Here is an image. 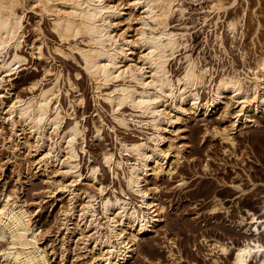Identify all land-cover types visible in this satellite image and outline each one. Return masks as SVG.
<instances>
[{"label":"bare ground","instance_id":"1","mask_svg":"<svg viewBox=\"0 0 264 264\" xmlns=\"http://www.w3.org/2000/svg\"><path fill=\"white\" fill-rule=\"evenodd\" d=\"M123 1L0 0V86L26 62L20 52L23 8L28 2L49 20L59 40L54 53L75 62L80 71L75 76L84 74L90 83L94 106L106 105L115 127L128 129L129 123L141 127L138 140H116L119 159L104 150L94 164L87 165L83 176L80 153H87V126L83 118L75 117V107L84 109L86 97L60 66L54 71L43 70V79L51 76L48 84L35 79L25 93H14L4 105L2 121L11 131L4 140L11 142L17 127L27 132L32 142L24 141V147L28 154L34 149V156H38L27 168L34 166L44 172L50 165L56 166L59 180L52 181L48 198L57 202L68 197V205L61 207L56 223L55 241L62 261L64 252H73L75 260L83 264H129L138 252L140 238L156 232L164 221V206L154 199L156 188L150 189V182L161 175L171 176L179 164L182 146L171 151L180 134L179 125L191 116L206 117L219 105L225 113L235 105L231 130L239 124L257 126L255 117L264 114V37H259L258 22L251 30V45L259 44L261 50L253 53L242 71L215 75L186 51L187 30L170 28L174 16L183 17L184 0H125L130 11L124 21L137 24L134 38L125 30L119 31L122 22L118 18L125 14ZM239 2L214 0L210 7L213 25L222 23L231 39L244 35L250 12L249 0H241L237 8ZM229 9H233L232 15ZM211 37L225 53L222 34L213 31ZM32 50L43 56L40 45H33ZM134 51L139 53L140 65L132 62ZM173 64L178 65L176 71ZM62 84L74 93L73 100ZM63 96L68 99L67 109L62 105ZM92 125L94 138L100 140V129L94 122ZM216 134L234 144L226 129ZM104 169L110 172L112 182L120 181L121 176L118 188L109 187V193L100 181ZM84 181L92 191L82 190L83 202L74 205L80 192L75 186ZM219 210L220 204L214 202L208 211ZM245 214L237 223L247 225L245 232H250V237L240 243L200 240L214 263L225 258L229 264H264V240L260 237L264 234V202L259 212L246 210ZM36 217L26 202L17 199L15 190L0 184L1 264H52L43 246L46 233ZM75 233L79 238L73 241Z\"/></svg>","mask_w":264,"mask_h":264},{"label":"rangeland","instance_id":"2","mask_svg":"<svg viewBox=\"0 0 264 264\" xmlns=\"http://www.w3.org/2000/svg\"><path fill=\"white\" fill-rule=\"evenodd\" d=\"M213 1L184 0L186 10L183 17L174 16L170 28L177 32L187 30L186 51L215 75L221 71H242L251 62L253 53L261 50V45H251L250 34L258 22L261 26L259 37H264V0H258L259 5H256V0H249L250 12L244 35L236 39H231L222 23L218 22L216 27L213 25L214 14L210 10ZM125 3L124 0L123 5ZM241 5L240 0L237 8ZM123 11L125 14L118 18L122 22L119 31L125 30L129 38H134L137 24L135 21H124L126 13L130 11L126 5ZM232 11L229 9V15H232ZM254 12L255 15H252ZM213 31L222 34L225 53L214 45L211 37ZM23 35L20 53L26 62L15 76L5 78L0 86V184L6 183L7 190H15L17 199L26 202L27 209L37 215L36 222L46 233L43 246L47 247L52 264H83L82 260H75L73 252H64L62 261L59 243L55 241L61 207L68 205V197H62L57 202L48 198L52 181L59 180L56 166L50 165L44 172L34 169V166L27 168L28 163L38 157L34 156V149H30L28 154L24 147V141L32 142L30 135L17 127L12 141L4 140L11 131L9 125L2 121L5 116L3 107L9 104L14 93H25L31 81L43 79L45 68L54 71L60 66L86 97L84 109L75 107V117L78 120L83 118L87 126V153H80V172L83 176L87 165L94 164L104 150L113 152L119 159L116 140H138V136L142 137L141 127L133 123L128 124V129L115 127L107 106L103 103L100 107L94 106L90 83L84 74L75 76L80 72L75 62L62 59L54 53L59 40L51 30L49 20L41 17L28 2L23 8ZM35 44L41 46L42 57L32 50ZM138 54V51H134L131 55L136 65H140ZM177 68L178 65L173 64L174 71ZM50 79L51 76L46 75L44 84H48ZM62 88L68 91L69 99L73 100L74 93L68 85L62 84ZM67 104L68 99L63 96L62 105L65 109ZM234 106L231 105L225 113L223 106L219 105L208 116H191L179 125L180 134L171 150L174 152L176 147L182 146L179 164L171 176L161 175L150 182V189L156 188L154 199L164 206V221L156 228V232L140 238L138 252L129 264H229L225 258H220L218 263L209 259L200 240L207 238L238 244L250 237V232H245L247 225L239 226L237 221L239 217L246 216V210L259 212L264 202V114L255 117L257 126L239 124L231 130ZM93 122L100 129V140L94 138ZM224 129L233 137V145L216 134ZM166 136L171 135L166 133ZM89 156L92 157L91 162ZM100 181L106 187L105 193H109V187L118 188L121 176L120 181L114 179L112 182L110 172L104 169ZM75 188L80 189L74 204L78 205L83 202L82 190L92 189L86 181ZM41 199L44 201L41 202ZM214 202L220 204V210L210 213L208 210ZM76 237L79 238L75 233L73 241ZM260 237L264 240V234ZM70 247L74 248V244L70 243Z\"/></svg>","mask_w":264,"mask_h":264}]
</instances>
